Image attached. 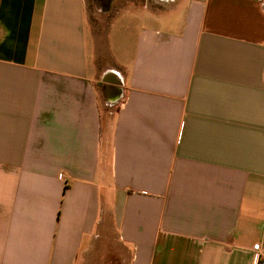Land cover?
<instances>
[{"label": "crops", "instance_id": "1", "mask_svg": "<svg viewBox=\"0 0 264 264\" xmlns=\"http://www.w3.org/2000/svg\"><path fill=\"white\" fill-rule=\"evenodd\" d=\"M126 2L97 58L85 0H0V264L264 251V0Z\"/></svg>", "mask_w": 264, "mask_h": 264}, {"label": "rangeland", "instance_id": "2", "mask_svg": "<svg viewBox=\"0 0 264 264\" xmlns=\"http://www.w3.org/2000/svg\"><path fill=\"white\" fill-rule=\"evenodd\" d=\"M127 0H115L111 7L107 11H103L99 1L97 0H85V14L87 21V43L88 48H90L91 55L99 56L101 52L105 51L106 39H109V47H111V41L113 37L118 34H122L120 31V24L126 23L128 17L126 18V12H120V14L115 15V12L118 11L120 7H130ZM137 1V0H136ZM136 5V4H134ZM146 11V10H145ZM162 11V10H161ZM138 15L133 17L130 25L137 26L140 23H144L143 15L144 10L141 7L137 9ZM115 15V16H114ZM114 16V22L108 30L109 23L111 18ZM108 30V35L106 37V32ZM111 57V56H110ZM98 58V57H97ZM109 59L108 61H110ZM102 245V244H101ZM110 245V246H109ZM108 247L114 248L116 244L113 241H107ZM100 247V250H99ZM97 252L93 251L91 255V264H119L118 254H113L112 252L104 253L103 248L99 246ZM123 252V251H122Z\"/></svg>", "mask_w": 264, "mask_h": 264}, {"label": "built area", "instance_id": "3", "mask_svg": "<svg viewBox=\"0 0 264 264\" xmlns=\"http://www.w3.org/2000/svg\"><path fill=\"white\" fill-rule=\"evenodd\" d=\"M254 250L252 264H264V251L260 248L259 244L252 246Z\"/></svg>", "mask_w": 264, "mask_h": 264}, {"label": "water", "instance_id": "4", "mask_svg": "<svg viewBox=\"0 0 264 264\" xmlns=\"http://www.w3.org/2000/svg\"><path fill=\"white\" fill-rule=\"evenodd\" d=\"M103 11H107L110 8L112 0H99Z\"/></svg>", "mask_w": 264, "mask_h": 264}]
</instances>
